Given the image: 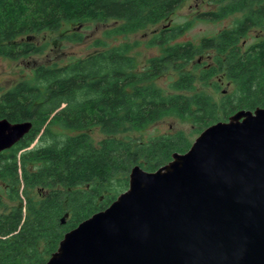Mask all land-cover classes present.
Wrapping results in <instances>:
<instances>
[{"label": "trees", "instance_id": "1", "mask_svg": "<svg viewBox=\"0 0 264 264\" xmlns=\"http://www.w3.org/2000/svg\"><path fill=\"white\" fill-rule=\"evenodd\" d=\"M182 1L0 0V55L18 58L42 50L32 35L64 21L117 18L122 20L117 30L135 31L168 17ZM217 1L220 9L205 16L238 11L243 16L200 44L172 43L187 27L173 24L154 34L152 42L163 51L141 68L129 45L121 43L72 62L40 64L34 78H23L1 94L0 117L31 119L34 126L27 140L0 154L6 193L0 191L5 208L0 264H45L65 232L128 188L134 165L155 170L192 144L181 129L147 139L118 135L124 129L175 113L202 131L238 109L264 106V35L246 45L241 41L251 27L264 28V0ZM204 54L210 59L201 63L197 56ZM170 69L177 75L165 89L157 78ZM225 79L232 87L217 96ZM212 85L215 93L208 90ZM54 125L80 131H57ZM94 125L106 134L100 140L87 131Z\"/></svg>", "mask_w": 264, "mask_h": 264}, {"label": "water", "instance_id": "2", "mask_svg": "<svg viewBox=\"0 0 264 264\" xmlns=\"http://www.w3.org/2000/svg\"><path fill=\"white\" fill-rule=\"evenodd\" d=\"M32 124L0 118V151ZM45 264H264V106L211 123L155 170L134 165Z\"/></svg>", "mask_w": 264, "mask_h": 264}, {"label": "rangeland", "instance_id": "3", "mask_svg": "<svg viewBox=\"0 0 264 264\" xmlns=\"http://www.w3.org/2000/svg\"><path fill=\"white\" fill-rule=\"evenodd\" d=\"M219 9L220 2L217 0H183L168 17L160 22L128 32H121L116 29L122 22L121 19L117 18H110L104 21H64L59 28L42 30L32 35V38L36 42L44 45L42 50L18 58L0 55V93L10 88L20 79L34 78V69L40 64L53 65L72 62L95 50L121 43L129 45L130 53L134 55L138 67L141 68L147 65L151 57L162 53V46L152 42L154 34L160 32L162 28L173 24H187L186 29L176 38L172 39L171 42L192 41L195 44H200L204 36L217 34L222 29L234 25L236 20L243 16L241 11L219 18H210L211 16L204 15V12L207 10ZM263 35V27L260 25L253 26L241 41L246 45ZM208 56V54H204L203 56H197V58L202 63L210 59ZM176 75L177 72L175 70H167L157 78V82L165 89H170V83ZM215 79L217 77L213 80ZM218 80L220 79L218 78ZM231 87V81L225 79L224 82L221 81L219 92H214L216 89L213 85L208 87V90L214 92L217 96H221L223 92ZM54 129L67 133L80 131L78 129H64L60 125H54ZM179 129L184 130L190 136L192 142L201 132L190 119L180 117L175 113H169L145 127L124 129L118 135L147 139L159 133ZM87 131L95 140H100L106 135L99 125H94L88 128ZM3 186L4 183L0 181V191L5 195ZM5 200L9 202L6 196ZM4 209V206H1L0 212L4 211Z\"/></svg>", "mask_w": 264, "mask_h": 264}, {"label": "flooded vegetation", "instance_id": "4", "mask_svg": "<svg viewBox=\"0 0 264 264\" xmlns=\"http://www.w3.org/2000/svg\"><path fill=\"white\" fill-rule=\"evenodd\" d=\"M20 80H22V79H20ZM20 80H18V81H20ZM17 81V82H18ZM16 82V83H17ZM15 83V84H16ZM14 84V85H15ZM13 86V85H12ZM11 86V87H12ZM9 88H7L6 90H8ZM6 90H4V91H2L1 93H0V96H1V94L3 93V92H5ZM4 117H6V116H3V117H0V118H4ZM10 122H12V123H16V122H21V121H25V120H30V121H32V126H31V128L29 129V131H27L16 143H14L11 147H9V148H6V149H3L2 151H0V154H4V153H8V152H10L11 151V149L14 147V146H16L17 145V143L20 141V140H27L28 139V137H29V135H30V131L32 130V128H33V126H34V120H31V119H22V120H12V119H9L8 117H6ZM37 140H39L38 139V136L37 137H35V139H33V141L31 142V144L28 146V147H31V146H34L35 144H36V142H37ZM25 147H22V150L24 149Z\"/></svg>", "mask_w": 264, "mask_h": 264}]
</instances>
